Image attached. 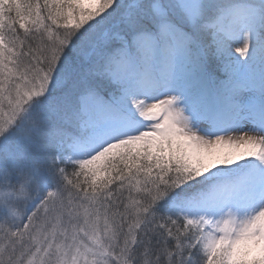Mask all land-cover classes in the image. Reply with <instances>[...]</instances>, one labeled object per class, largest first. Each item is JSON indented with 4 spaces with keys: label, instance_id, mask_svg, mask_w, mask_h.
Returning a JSON list of instances; mask_svg holds the SVG:
<instances>
[{
    "label": "snow or ice",
    "instance_id": "6c2138e0",
    "mask_svg": "<svg viewBox=\"0 0 264 264\" xmlns=\"http://www.w3.org/2000/svg\"><path fill=\"white\" fill-rule=\"evenodd\" d=\"M0 264H264V0H0Z\"/></svg>",
    "mask_w": 264,
    "mask_h": 264
}]
</instances>
